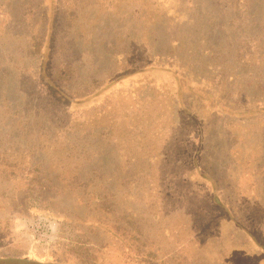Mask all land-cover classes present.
<instances>
[{"label": "rangeland", "instance_id": "obj_1", "mask_svg": "<svg viewBox=\"0 0 264 264\" xmlns=\"http://www.w3.org/2000/svg\"><path fill=\"white\" fill-rule=\"evenodd\" d=\"M43 1L0 0V169L62 173L34 212L28 183L0 175V264H220L222 246L252 261L228 220L247 214L264 231L256 16L237 0ZM209 17L234 19L231 33L210 32ZM33 41L46 42L61 87L92 94L51 103L27 76ZM231 90L247 92V108ZM73 175L93 185L60 189ZM92 189L103 196L86 204ZM93 209L99 223L81 222Z\"/></svg>", "mask_w": 264, "mask_h": 264}, {"label": "trees", "instance_id": "obj_2", "mask_svg": "<svg viewBox=\"0 0 264 264\" xmlns=\"http://www.w3.org/2000/svg\"><path fill=\"white\" fill-rule=\"evenodd\" d=\"M41 2L43 3L44 1L41 0ZM209 2L211 3L212 0H209ZM237 4L239 2H243L244 5V9L245 11H247L248 16L251 18V16H256V19H248V23H250V25L255 24L256 26L253 28L252 31V35H251V40L253 42V52L257 55V62L255 65L254 70H256V74H255V78H258L259 75L263 74L262 79L258 81V85L259 86H264V30L260 31V33L258 31H256V29L258 27H260L261 29H264V0H237L236 1ZM55 3L57 4V0L55 1ZM212 4V3H211ZM173 6H170L168 9V14L173 16L175 11L172 8ZM256 14V15H255ZM207 18V17H206ZM194 18L191 17V15L189 17H181V18H176L174 17V20H177L178 23H181V21H186V22H194L193 20ZM250 20V21H249ZM234 19H230L229 21H227V25L225 24V22L220 23L218 21V19L216 17H209V21L208 23L212 26V29L210 32H220L225 34H230L231 30L233 29L232 25H233ZM262 34V35H260ZM46 43V42H45ZM44 43V44H45ZM43 44L42 41H33V43L31 44V48H33V52L32 55H36L35 57V65L33 67V69H30L31 71L28 73V77L30 78L31 82L33 84H38L39 86V91L41 93H43L45 96L48 94V91L51 93V95H49L50 97V102L51 103H57L56 101H58V103H62V99L64 98H71V99H80V98H85L88 95L92 94L93 90L90 91H83V93L81 94H77L74 92H71L70 90H67L64 87H61V83L59 81V77L58 75H56L55 71L53 70V66L47 62V58L48 55L46 53V60L44 61V49L43 46H45ZM213 54V51H212ZM249 63V60H243V63L237 65V68L240 69L242 68H246L248 69L249 67L247 66V64ZM170 68L173 67L176 70L180 69L178 65H169ZM178 66V67H177ZM46 68V73L44 71V69ZM50 68V70H49ZM172 69V68H171ZM68 75V73H67ZM67 75L62 76L61 78L66 81V78L68 77ZM186 76V75H183ZM187 77V76H186ZM243 90V89H242ZM239 90L238 93L236 94L233 90L228 91L230 97L233 96L234 94L237 95L240 98V102L245 100L244 105H242L241 103L236 104V103H232V107H235L237 109L241 108H247V92L244 90ZM228 94V93H226ZM80 96V97H79ZM250 97H252V99L254 100V102H252L251 107L252 108H264V98H260L257 97L256 95H250ZM244 98V99H243ZM0 140H2V138H0ZM7 157L8 154L5 153V151L3 152V154L0 155V161L1 162H7ZM32 157V156H31ZM245 158H247V153H245ZM37 159V158H36ZM35 158H31V160H36ZM37 161H41V159L39 158ZM38 162V163H39ZM16 163V161H15ZM37 163V162H35ZM33 169V168H32ZM61 173H57V172H53L52 170H46L45 168H42L40 170V168L37 169H33L31 171H29L28 169L25 168H12V169H7V168H2L0 169V175L5 176L6 174H12V180H19L21 179V181H25L28 183V187L25 189L23 195V200L22 202L25 203L26 206V210L27 211H39L40 208V203H37V205L34 203L35 201L40 202V198L42 197V195L39 197V194H46L47 191L52 190V188L55 186L54 183H52V179L54 178H59L61 176ZM63 173H67V172H63ZM200 175H204L200 174ZM10 177L8 176L7 178H5L4 180H10ZM65 181H63L62 186H58L60 187V189L65 190L67 189L70 185H74V187H82L84 189L90 187L89 185H93L88 183L89 179H87L88 181H85L80 179L78 180L77 176H71L69 178H65ZM72 182H75L72 183ZM30 183V184H29ZM91 188V187H90ZM217 185L212 187L210 190L213 193L212 194V199L214 201L215 206L220 209H222L223 212H227L226 210V206L224 203H222L219 195L217 194ZM30 189V191H29ZM5 191H2L1 194H4ZM87 195H89V198L86 199V204L87 200H90V202L92 201V199H98L99 197H102L103 195L101 193L98 192V190L96 189H92L89 192L86 191ZM104 194V193H103ZM8 197V195H7ZM6 197V198H7ZM101 201L103 199H100ZM104 201L103 200L100 204V207H97L98 210L100 212L105 211L107 208H105L104 205ZM255 203V201H252V204ZM45 211H42L44 213H49V208L47 207L46 209H44ZM231 213H229L231 216H233V219L237 218L238 215H236V211L234 210V208L232 207V209H229ZM90 211V210H89ZM87 211V213H84V217L82 216V218L80 219L81 222H86V224H93V223H99V215H95L94 213V209L93 211H91V213L89 214ZM94 216V217H92ZM97 216V217H96ZM88 217V218H86ZM90 217V218H89ZM92 218V219H91ZM95 218V219H93ZM245 220V221H244ZM252 221V218L250 216H248L247 214H244V219L242 218H238L237 221H239L240 225L238 227L235 226L234 222L236 220H228L229 221V228L234 230L238 229L242 232H244L242 235L244 237L243 242L245 243V245L248 246V248L250 250L253 251V259L252 261L247 260L248 256L247 255H243V254H239L238 252L232 253L231 255L229 254V252L231 251L230 249H225L223 246L221 247L220 251L221 254L218 255L219 258V262L220 264L224 263V264H264V231H258L256 233H254V230L252 228L249 227V225L247 224V222ZM83 222V223H84ZM231 223V224H230ZM242 223V224H241ZM243 225V226H242ZM242 227L244 228V230H242ZM216 236L219 237V235ZM216 256V257H217ZM212 258V257H211ZM0 259H4L1 258ZM230 260V263L229 261ZM252 262V263H251Z\"/></svg>", "mask_w": 264, "mask_h": 264}]
</instances>
